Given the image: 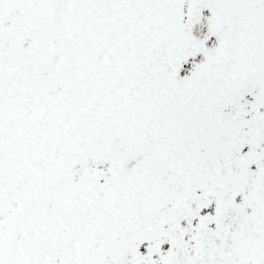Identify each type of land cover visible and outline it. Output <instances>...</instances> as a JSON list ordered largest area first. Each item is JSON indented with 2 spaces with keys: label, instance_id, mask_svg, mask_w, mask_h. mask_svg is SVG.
<instances>
[{
  "label": "snow or ice",
  "instance_id": "1",
  "mask_svg": "<svg viewBox=\"0 0 264 264\" xmlns=\"http://www.w3.org/2000/svg\"><path fill=\"white\" fill-rule=\"evenodd\" d=\"M0 264H264V0H0Z\"/></svg>",
  "mask_w": 264,
  "mask_h": 264
}]
</instances>
